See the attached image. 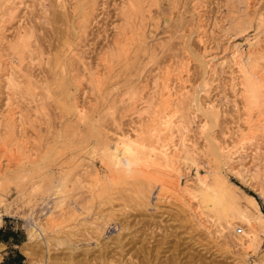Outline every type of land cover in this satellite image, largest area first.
I'll return each instance as SVG.
<instances>
[{
    "label": "rangeland",
    "instance_id": "rangeland-1",
    "mask_svg": "<svg viewBox=\"0 0 264 264\" xmlns=\"http://www.w3.org/2000/svg\"><path fill=\"white\" fill-rule=\"evenodd\" d=\"M77 1L80 5L82 2L87 3V0H84L85 2L83 0H0V12L3 10L0 13V19H2L0 21L3 24L0 25V91L2 90L0 92V109H3V103L6 101L3 94H6L7 98L9 96L8 102L11 100L15 116L17 118L24 116L17 119L23 126H17L24 127L21 129L30 143L28 150L12 151L11 155L8 153L10 157L7 153L4 154L3 147L0 148V164L6 162L5 164L11 171V173L8 171V178H12L11 181H8V194H6V203L11 212L5 213L3 209L0 210L2 214L0 225L5 231L16 230L18 237L24 240L20 249L23 251L24 247L29 251V254L23 251L25 263L44 264L47 261L46 264H254V261H259L258 256L262 258L264 254V231L261 233L259 231L261 244L258 250L255 253L249 250L244 255L231 229H226L227 231L225 230L226 232L223 231L221 234H213L212 223L206 221L207 218L202 210L198 209L199 205L195 199H190L187 197L188 195H185L187 205L183 206L182 204L181 206V202L179 201V204L178 201H175L170 192H165L172 187L170 188L169 184L163 182L164 173L156 172L163 176L161 179L157 178L156 173L149 174L147 180L136 182L131 187L123 184L115 186L114 190H109L106 193L107 197L104 194L103 197L94 199L95 201L92 203L84 202L83 197L86 194L81 193L82 189H75L74 200L78 203L76 205L71 201V204L68 205L72 209L71 211L68 210L66 202L63 203V206L55 209L53 206L54 201L57 200L56 196L58 197L60 194L57 195L56 190L58 188L60 190L64 184V169L68 167L70 170H75L74 173H77L79 169L76 163H73L75 159L72 160V164L70 163L67 154H82L88 149L91 151V147H96L94 155L98 153L99 146H95L96 138L94 135L92 137L90 133L92 123L99 125V129L102 128L101 135L103 133L107 137L109 136L108 138H112L113 134H118L121 131L128 134L134 133L135 124L133 123L136 122V117L135 115L129 116L130 112H127L125 107L128 104L126 102L128 90L131 86H136L133 89L135 91L133 95H137L135 97L136 105L142 113L148 106V102L156 101L152 100L157 95L159 84H157L158 86L154 84L159 82L163 67L165 68L173 60V64L179 62V70L187 69L182 71V79L186 82L184 85L188 87L189 91L195 92L193 96L196 94L194 97L198 98L199 104L209 107L212 105L217 110L219 109V117L215 125L211 127L214 134H211L217 138L216 141L221 140L218 143L220 142L222 145L231 143L232 135L230 133L232 134L239 123L238 109L242 104V99L239 96L240 86L237 84L240 82L239 72L245 67L249 69L255 54L257 55L256 61L264 56L262 51L264 50V0H199L198 13L191 12L190 4L193 0H146L143 15H139V11L131 13L127 0H94L95 2L88 0V3H93L90 5V10L93 13H90L86 27L79 33V27L76 24L79 23L78 20L81 17ZM3 6L7 8L3 9ZM126 9L127 13H125ZM129 14L131 18L128 16ZM134 26L135 28L143 27L146 44L142 46L138 45L137 41H131L130 46H133H129L130 51L122 56L123 53H120V47L123 46L122 41L128 42L130 39L128 40L127 37L135 38V36H131L133 31H129L130 27L134 30ZM196 27L204 28V30H197ZM139 31L141 30L136 32ZM20 36L21 38H19ZM23 39L26 42L29 41L26 45L27 50L20 47ZM65 41L72 43L73 55L70 54L65 58L67 59V61L65 60L66 69L62 73H65V76H62L67 84V92H61L60 87H57V82L60 83L61 80L58 81L57 73L59 71L55 67V59L66 53L65 45H63L66 43ZM116 42L121 43L120 46ZM7 43L10 45L7 46ZM15 46L17 47L14 48ZM18 48L19 51L21 50L20 52ZM263 59L258 60L256 68V74L259 76L264 74ZM238 65H241V68ZM244 65L245 67H243ZM95 70L101 73L100 79L103 81L100 82L103 83L100 87L95 86L96 82H92L95 79L90 77ZM10 75L13 76L15 84L12 83L14 85L10 82L12 79L9 78ZM4 79L7 80L6 83L8 81L10 83L5 84ZM203 80L207 85H203ZM29 82L32 85H29ZM16 84L20 89L15 90L18 88ZM233 84L235 85L233 86ZM144 86L147 88L146 90H143ZM179 87H177L178 90ZM190 87L193 89L191 90ZM13 88L15 91H12ZM4 89L11 91L9 93ZM152 94L155 95L153 99ZM64 95H67L66 99L63 97ZM12 98H16V100ZM68 98L78 104H84L83 106L87 110L86 115L90 120L88 123L77 122L72 111L68 113L63 110V102ZM26 100L30 105L28 102V104L26 103ZM145 101H147V105ZM12 104H16L17 107L15 106V108ZM194 109L188 105L186 112L184 111L186 114L183 112L185 119L183 122L181 119L180 122L184 127L186 125L185 130H189V133L186 131V135L188 134L187 136L194 147L200 150L194 156L198 167L192 168L186 177L181 176V185L188 179L192 183V179L196 178V175H204L208 180H211L212 178L208 176L210 174L209 164H221L226 161L228 168L233 171L226 170L228 168L224 165L222 173L226 175L228 182L238 187L239 191L234 192V196L246 206L247 201L243 194L252 196L257 202L258 209L264 214V197L261 196L264 175L257 181L256 179L249 181L239 180V177L234 174L237 167L246 168L243 169L244 171L253 169V166L257 165L255 162L257 157L263 158L264 137L257 135L252 144L244 142L246 144L245 146L243 144V150L245 148L247 152L241 150L239 154H232L234 160L230 162L224 157L213 161L208 154L206 155L209 157L203 155L205 138L200 133L199 125L204 116ZM142 117H146V115L140 116L141 119ZM96 119H98L97 122ZM20 123L17 122V124ZM152 141L153 144L150 140L148 142L147 138L150 145H158L156 141L154 143V139ZM248 143L250 145H247ZM27 152L31 153L35 160L45 154L49 155L48 168L39 171L31 168L29 166L31 160L28 161V159H32V156L28 158ZM256 152L257 154H255ZM238 156L241 157V162H239L240 160L236 162ZM253 157L254 159H252ZM93 160L99 175L101 177L108 176L106 167L99 161L98 156ZM20 163L23 164V168L18 166ZM238 163H241V166ZM247 167L249 168L247 169ZM258 167L260 168V166ZM62 168L63 170H61ZM196 169L200 170L196 171ZM43 171H47V173L45 174ZM40 178L41 183L38 182ZM14 180L17 181L12 182ZM143 183L145 184L143 185ZM40 184L43 185V190L38 186ZM34 185L35 188L37 185L36 189H33ZM145 186L147 187L145 188ZM38 189H41V192ZM141 191H145L144 195L148 192L147 200L142 199L144 195H142L143 192L140 193ZM136 196L137 199L139 197V200L136 199ZM162 196H167L168 199H163ZM111 199L113 200L111 201ZM141 200L143 201L141 202ZM145 200L148 201L146 205L143 203ZM137 201L141 202V205ZM51 211L60 214L57 216L52 212V216L58 220L56 223L60 230L52 231L46 237L48 242L46 249L44 238L37 237L36 234L37 238L34 236L33 240L29 239L27 232L30 229L37 230L38 223L44 220ZM67 211L73 216L69 215V217ZM66 225L74 227L68 232L70 235L63 232L67 229ZM61 241L63 243L59 244ZM1 249L2 247H0Z\"/></svg>",
    "mask_w": 264,
    "mask_h": 264
},
{
    "label": "bare ground",
    "instance_id": "bare-ground-1",
    "mask_svg": "<svg viewBox=\"0 0 264 264\" xmlns=\"http://www.w3.org/2000/svg\"><path fill=\"white\" fill-rule=\"evenodd\" d=\"M93 1L94 0H92V2ZM127 1H128V3H127L128 4V8H130V10H131L130 12L131 13L139 11V15H143L144 14L143 7H144V2H146V0H127ZM198 2H200V1L199 0H193V2L191 1L190 7L192 9V11H191L192 13L194 11H195V13H198V5H199ZM78 3H77V5L79 6L78 12H79V16L81 17V19L78 20L79 23L76 24V25H78L79 30L77 29V27H75V28L78 30V33H79V31H81V29L83 31V29L86 27L88 16L92 12V10H90V8H91L90 5L91 4L93 5V3H88V0H87V3H83L82 2L81 5H80V3L79 4ZM5 7L3 6V9ZM76 8H77V6H76ZM93 9H95V8H93ZM5 10H7V9H5ZM145 10L147 11V9H145ZM127 12H128V10L125 13H127ZM147 12H149V11H147ZM128 16H130V18H131L130 14ZM141 17L143 18V16H141ZM191 17H193V16H191ZM1 18H2V16H1ZM139 18H140V16H139ZM260 19L262 20V18H260ZM0 20H2V19H0ZM88 21H89V19H88ZM0 22H1L0 23V25H1L2 21H0ZM263 23H264V20H263ZM0 28H1V26H0ZM137 28H138V30H141V31L136 32V31H138ZM196 29L197 30L198 29L204 30V28L201 29L200 27H196ZM73 30H75V29H73ZM129 31H131V32L133 31L132 32L133 34L131 33L132 34L131 36H135V38L134 37H131V38L127 37L128 40L130 39L128 42L124 43V41H122L123 46L120 47V49H121L120 53L121 52L123 53V55L121 54L122 56L125 55L124 53L127 54L128 51H130L129 50L130 47L133 46V45L132 46H130V45L132 44L133 41L134 42L137 41L138 45H142V46H144L146 44V40H145L146 36L144 34L143 27H136L135 28V26H134V30H132V28L130 27ZM190 31H192V30H190ZM204 33H205V31H204ZM18 35H19V32H18ZM19 38H21V36ZM28 39H30V38H28ZM27 42H29V41H27ZM27 42L23 39V41L21 42L20 47L21 48L24 47L23 49H25L26 45H28ZM19 43H20V41H19ZM71 44L72 43H69V42H66L65 44H63V45H65V50L64 49L63 50L66 53L65 54L62 53L64 56H62V55L60 56L59 55L55 59V61H56L55 62V67L59 71V72L56 71V72H58L57 73L58 77H59L58 81L61 80L60 83L57 82L58 85L57 84H55V85H57V87L58 86L60 87L61 92L62 91L67 92V84L63 80L64 79L63 77L65 76V73L64 74H62V73L66 69L65 68L66 61H67V59H65L66 56H68L70 54L73 55V50H72ZM119 44H121V43H117L118 46H120ZM9 45L7 43V46H9ZM138 45H137V47H139ZM16 47L17 46H15L14 48H16ZM26 50H27V48H26ZM26 50H23V51H26ZM116 50H118V49H116ZM18 51H19V48H18ZM23 51L21 52L22 54H23ZM262 51L264 52V50H262ZM24 55H25V53H24ZM114 56H116V54H114ZM256 56L257 55L255 54L254 60L253 61L251 60L252 65L250 64L249 69L248 68L246 69V67L244 65L243 67H245V68H242L241 71L239 72L240 74H239L238 78H240V82H238L237 84H239V86H240L239 96L242 99V104L240 105V107L238 109L239 117H240L239 121H238L239 123L237 124L236 129H234L233 132L231 131L232 134L230 133V135H232L231 143L226 144V145H222L220 142L218 143V141H221V140L218 139V141H216L217 138L213 136L214 133L212 132V128L211 127H213V125H215V123H216V121H217V119L219 117V109L217 110L212 105L209 107L208 105L207 106H203L202 104H199L200 102L198 101V98L196 99L194 97L196 94L193 96V93H195V92L194 91H189V89H187L188 87H186L184 85V83H186V82H184V80L182 79V71H185L186 68L184 70L183 69L179 70V67H178V66H180L178 64L179 62L177 63L178 65L176 64V62H174V64H173L172 63L174 61L173 60L167 66H165V68L164 67H163V69L161 68L162 70L159 68L161 70L160 80H159L158 83L156 82V84H154L155 86H158L157 84H159V90L157 89L158 92H157V95H156L154 93V92H156L155 89H154L153 93L156 95V96L154 95L155 99H153L154 98L153 94H152V99L153 100L150 97V99L152 101H154V100H156V101L154 103H152L149 100L150 102H148V106H146L144 108L142 113L139 111L140 108L139 109L137 108L138 105H136L137 101H135V97L137 95L136 96L133 95L135 93V91L133 89H135L136 86H134V85H133L134 87L131 86L130 90H128L129 92H127L128 94L126 93L128 96L126 94H123V95L127 96V99H126L127 101L126 102H128V104L125 107L127 109V112H130V114H128V115L129 116L135 115V117H136V122L134 121V123H133V124H135V126L133 127L134 128L133 129L134 133L131 132L132 134H128L127 132L125 133V132L121 131L118 134L117 133L113 134L114 136L112 138H108L109 136L107 137V135H104L103 133L101 135L100 130L102 131V128L100 127L101 129H99V127H98L99 125L98 126L96 124L93 125L94 123H92V125L90 124L92 126L91 127L92 129L90 130L91 136L94 135L95 138H96L95 146L96 145L99 146L97 148L98 153L96 155H94V153H95V149L94 148H96V147H94V148L91 147V151L88 149L85 152H83L82 154H79V153H77V154H75V153H70L69 154L68 153L67 154L68 160L71 161L70 163L72 164V162H73L72 160L75 159L73 163L74 164L76 163V166H78L79 169H78L77 173H74L75 170L74 171L70 170L68 167L64 169V176H63L65 178L64 179V184L62 185V188H60V190H58L59 188L57 190L55 189L57 195L59 193L60 194L58 195V197L56 196L57 200L54 201L55 202L54 206H53L54 209L56 207H60L61 205L63 206L64 202H66V206L67 207H68V205L71 204V201H72L73 204L77 205L78 202L76 203V201L74 200V196H75L74 190L75 189L76 190L77 189H79V190L82 189L81 193L86 194L84 197L81 196V197H83L84 202L92 203V201H95L96 198L99 199L100 197H103L104 194H105V197H107L108 194L106 196V193L109 192V190H111V191H112V189L114 190L115 186H122L120 184H123L124 186H129L130 185L129 187H131V185L132 184H136V182L139 183V182H142V181L144 182L145 180H147L148 179L147 176L149 174H154L156 172H160V173H164L163 174L164 177L162 175L160 176V174L156 173L157 176H158L157 178L161 179L163 177L162 178V179H164L163 182H165L166 184H169L170 188L172 187V189H169V191L166 188L167 190H165V192L166 191L170 192L173 195L172 197L175 198V201H178V202L180 201L181 202V206H182V204H183V206L186 204L185 203L186 200H185V197H184L185 195H188L187 196L188 198L195 199L197 201V203H198L197 205H199L198 209L200 208L202 210V213L207 218L206 221H209V222L212 223V226H213V229H214L213 234H215V233L221 234L226 229H228V230L231 229L233 231V233L235 234L234 237H235V239H236V241L238 243V246L243 250V254L246 255L247 253H245V252H248L249 250L250 251H254V253H255L258 250V247L261 244V235L259 234V231H260V233L264 231V214L258 209L257 202L255 201V199L252 196L243 194L245 200L247 201V206L243 205L241 202H239L237 200V197L234 196L235 195L234 192L239 191V189H238L237 186H235V184H232V183L227 181L226 175L222 173V166H224V165L227 166V163H226L224 158H226L229 162L231 160H234L232 154H239V151L243 150L244 142H250L252 144L253 140L257 137V135L261 136V137H264V76H263L264 74L262 76H259V75L256 74L257 73L256 68H257L258 60H259V59L257 61L255 60ZM22 57H20V58H22ZM27 57H28V55H27ZM263 57H261V59H263ZM76 58H78V57H76ZM252 58H253V56H252ZM26 59H28V58H26ZM74 59H75V57H74ZM24 61H26V60H24ZM20 63H21V60H20ZM80 63H82V62H80ZM184 65L187 66L186 63H184ZM182 66H183V64L181 63V67ZM238 66H240V68H241V65H238ZM82 67H83V65H82ZM89 67H91V66H89ZM260 68H262V67H260ZM87 69H88V67H87ZM98 70L100 71V69H98ZM99 71L95 70V72L92 73L90 75V77L92 79H95V80L91 79L92 82L93 81L96 82L95 86L97 85V86L100 87V85L103 83V82L101 83L100 81H103V80L100 79L101 78L100 77L101 73ZM11 75H10V77L9 76L8 77L12 78L13 76L11 77ZM62 75H64V76H62ZM185 77H184V79H185ZM32 78H35V77H32ZM11 80H10V82L14 83L13 78ZM56 80H57V78H56ZM6 81L7 80H5V84L10 83L9 81H8V83H6ZM30 82H31V80H30ZM30 82H29V85L30 84L32 85V83H30ZM13 83H12V85L15 84V83L14 84ZM187 83H189V82H187ZM202 83H203L204 86L207 85L206 81H204V80L202 81ZM234 85L235 84H233V86ZM16 86H18V85L16 84ZM20 86L22 87L21 84H20ZM178 86H180L179 90L177 88ZM188 86H189V84H188ZM99 87H98V89H101ZM193 88H195V87H193ZM193 88L190 87L191 90ZM18 89H20L19 86L15 90H18ZM55 89H57V88H55ZM146 89L147 88H145V86H144L143 90H146ZM4 90L6 91L7 89H4ZM15 90L13 88L12 91H15ZM10 91H8V92L10 93ZM45 91H47V90H45ZM11 93L15 94L14 92H11ZM63 94H66V93H63ZM3 95H4V98H5L6 101L3 103V109L2 110L0 109V148L3 147L4 154L10 153V155H11L12 151H15V150H18V151L20 150L21 152H22V150L26 151V150H28V148H29L28 145L30 143H29V141L27 140V138L25 136L26 134H24L22 129H21V128L24 129V127L20 128V127L17 126V125H19V126H23V125H21L22 123H20V120H17L19 118V116L17 115L18 118L15 116L14 109L11 106V102H10L11 100H9L10 103L8 102L9 96L7 98L6 94H3ZM5 95H6V97H5ZM98 95H99V93H98ZM59 96L60 95H58V97ZM66 96L64 95L63 97H65V99H66ZM121 97H123V96H121ZM124 98H126V97H124ZM13 100H16V98L13 99ZM121 100H120V102H121ZM17 101H15V102L17 103ZM27 102L29 103V101L26 100V103ZM31 102H32V100H31ZM145 102H146V105H147V101H145ZM149 103H150V105H149ZM151 103L153 104L152 107H151ZM12 105L14 107L16 106V104L15 105L12 104ZM29 105H30V103H29ZM83 105L78 104L77 102H74L72 100H69V98H68V100L63 102V110L64 111L65 110L68 111V113L70 111H72V114L76 118L77 122L88 123V121H90V120H88V117L86 115V113H87L86 112L87 111L86 107H84ZM188 105L194 107L196 110H198L201 113L200 114L201 116H204L202 118V121L200 122L201 124L199 125L200 128H201V129L199 128L201 130L200 133L205 138V141H204L205 144H204V148H203L204 150H202L203 155L204 154L205 155L208 154L213 159V161H216L214 159H218L219 160V159H221L220 157H224L223 159H224L225 162L221 163L223 165L218 164V163L217 164L214 163L212 165L209 164L208 168L210 169V174L208 176H210L212 178L211 180H208L207 176L196 175V178H194L195 179L194 182H193L194 179H192V183L189 182L188 181L189 179H188V180H185L184 184L181 185V183H182L181 180H180L181 176H185L186 177L187 175H189V171L192 168L198 167L197 166L198 163L196 164V161H195L196 159L194 158V156L196 155L197 151L200 152V150L196 149L194 147L193 143L189 140V138L187 136L188 134L186 135V133L189 131V130L188 131L185 130L187 128L186 125H185V127H186L185 128L184 125H182L183 123L181 124V122H180L181 119H182V122H183V119H185V118H183L184 117L183 112L184 111L186 112V108H187ZM61 106H62V103H61ZM60 110H62V109H60ZM63 110H62V112H63ZM185 112H184V114H186ZM24 114H25V112H24ZM26 114H27V112H26ZM142 115L143 116L146 115V117H142V119H141L140 116H142ZM23 117L21 116V118H23ZM21 118H19V119H21ZM97 120L98 119H96V122H97ZM32 121H33V119H32ZM91 121H92V119H91ZM17 122H19L20 124H17ZM211 133H213V134H211ZM99 134H100V136H99ZM147 138H148V142L150 140L151 144H153L152 140L154 139V143L156 141L158 145L157 146L150 145L147 142ZM28 139H29V137H28ZM245 144H244V146H245ZM247 145H250V144L248 143ZM8 146L10 147L9 149H8ZM59 149H60V147H59ZM29 151H31V150H29ZM243 152H247L245 150V148H244ZM255 154H257V152ZM255 154H254V156H255ZM10 155H9V157H10ZM208 155H206V156H208ZM240 155H241V152H240ZM5 156H7V155H5ZM29 156H32V154L28 153L27 157L29 158ZM96 156H98L99 161L106 167V170H107L106 172H107L108 176L103 175L101 177L99 175V173H98V171L95 168V165L93 163L94 162L93 159ZM49 158H50V156L46 155V154L44 156L39 157L37 160H35L34 157L32 156V159L31 158L28 159V161L31 160L30 163H29L30 164L29 166H31V168H34V170L35 169L36 170L38 169V171L39 170H44L43 168L47 167V162H48ZM240 158L238 156L236 162L238 160H240ZM223 159H222V161H223ZM252 159H254V157ZM16 161L18 163V160H16ZM241 161L242 160H240L239 162H241ZM255 162H257V165L256 166L254 165L253 166L254 168L252 167L253 169H248L249 167H247L248 170L244 171L243 169H246V168L242 169V167H240V168L237 167L236 170L234 171V174L237 175V177H239V180L242 179V180L251 181V180L256 179V181H257V179L259 177H262V175H264V155H263L262 159H261V157L260 158L257 157V160H255ZM5 163L0 164V210L3 209V211H5V213L6 212L10 213L11 209L9 208L8 204L6 203V194H8L7 193L8 186H9L8 181L9 180L11 181L12 178L11 177H9L11 179L8 178V171L10 173H11V171L9 170V168L7 167V165ZM260 163H261V165H259ZM240 164H239V166H241ZM18 166L22 167L23 164L20 163ZM258 166H260V168ZM161 167H163V168H161ZM227 168H228V166H227ZM250 168H251V166H250ZM230 169L231 168H228L226 170H230ZM61 170H63V168ZM197 170L198 169H196V171ZM18 171H19V169H18ZM44 172L45 171H43V173ZM13 173L14 172H12V174ZM46 173H47V171L45 172V174ZM12 174H11V176H12ZM195 174H197V172ZM50 176L51 175H49V177ZM19 177H21V176L19 175ZM27 178H28V176H27ZM30 178L32 179V177H30ZM150 178H149V180H150ZM262 178H264V177H262ZM156 180H158V179H156ZM260 180H261V178H260ZM263 180L264 179H262V182H263ZM16 181L17 180H14L12 182H16ZM38 182L41 183V178H40V180H38ZM151 182H153V181L151 180ZM151 182H149V183L151 184ZM47 183H48V181H47ZM61 183H62V179H61ZM144 184L145 183H143V185ZM31 186H32V183H31ZM38 186H40L41 188L43 187V185L41 186V184L38 185ZM141 186H142V183H141ZM146 187L147 186H145V188ZM159 187H161V186H159ZM34 188H35V185H34L33 189ZM36 188H37V185H36ZM132 188H133V186H132ZM123 189L125 190V187H123ZM261 189H260L261 190V196L264 197V183L262 184V188ZM42 190H43V188H42ZM129 190H130V188H129ZM157 190H159V189L157 188ZM162 190L164 191V189H162ZM39 191L41 192V189ZM136 191H138V190H136ZM147 191L149 192V190H147ZM142 192L143 191H141L140 193L142 194ZM148 192H146L145 195H144L145 191L143 192L142 195H144V196H143L142 199H146L147 200ZM160 192H162V191H160ZM62 193H65V194H62ZM158 193H159V191H158ZM79 194H80V192H79ZM137 195H138V193H137ZM159 195H160V193H159ZM162 195H164V194H162ZM109 196H110V194H109ZM140 197H142V196L140 195ZM110 198H112V197L110 196ZM134 198H135V196H134ZM77 199H79V198H77ZM136 199H137V196H136ZM163 199H168V198H167V196H165V197H163ZM68 200H69V203H67ZM112 200L113 199H111V201ZM137 200H139V197H138ZM146 200L143 202L144 205H146V202H148ZM142 201L143 200H141V202ZM137 202H139V201H137ZM141 202H139V205H141L140 204ZM180 202H179V204H180ZM89 203H88V205H89ZM247 207H249L250 209L247 208ZM65 209H67V208H65ZM68 210L71 211L72 209H70L68 207ZM69 211H67L68 216L69 215L73 216L72 213L69 214ZM52 212L53 211L48 213L45 216L44 220H42L40 223H38V229L37 230L34 229V231H33L32 229H30L29 232H27V234L29 236V239L33 240V237L37 234L36 235L37 237L44 238L45 245L48 243L46 237L49 236L50 232L56 231L58 229L57 228V223H58L57 221L58 220H56L55 216H52ZM55 212H53L54 215L56 214ZM58 214L59 213H57L56 215L58 216ZM1 215L2 214L0 213V223H1ZM59 216H60V214H59ZM199 224H200V222H199ZM65 228H67V229H65V231L63 230V232H67V234H68V232L70 230H73L72 228H74V227H70V225H66ZM238 228H241V232L240 233H236ZM259 228H261V230H258ZM58 230H60V228ZM61 230H62V228H61ZM68 235H70V233ZM71 236H72V233H71ZM62 243H63V241L59 242V244H62ZM45 245H44V247H45ZM0 247H2V246H0ZM46 249H47V245H46ZM23 251H24V253H28L29 254V251H27L24 247H23ZM29 257H31V256H29ZM260 258L261 257L258 256L259 261H260ZM259 261H257V260L254 261V264H264V254H263V256L261 258V261H260L262 263H260ZM46 262H44V264H46ZM32 264H41V263L34 262Z\"/></svg>",
    "mask_w": 264,
    "mask_h": 264
},
{
    "label": "crops",
    "instance_id": "crops-1",
    "mask_svg": "<svg viewBox=\"0 0 264 264\" xmlns=\"http://www.w3.org/2000/svg\"><path fill=\"white\" fill-rule=\"evenodd\" d=\"M2 227L0 225V264H26L25 255L20 249L24 240L18 237L16 230L5 231Z\"/></svg>",
    "mask_w": 264,
    "mask_h": 264
},
{
    "label": "built area",
    "instance_id": "built-area-1",
    "mask_svg": "<svg viewBox=\"0 0 264 264\" xmlns=\"http://www.w3.org/2000/svg\"><path fill=\"white\" fill-rule=\"evenodd\" d=\"M241 232V228H238L236 233H240Z\"/></svg>",
    "mask_w": 264,
    "mask_h": 264
},
{
    "label": "trees",
    "instance_id": "trees-1",
    "mask_svg": "<svg viewBox=\"0 0 264 264\" xmlns=\"http://www.w3.org/2000/svg\"><path fill=\"white\" fill-rule=\"evenodd\" d=\"M17 261V260H16Z\"/></svg>",
    "mask_w": 264,
    "mask_h": 264
}]
</instances>
